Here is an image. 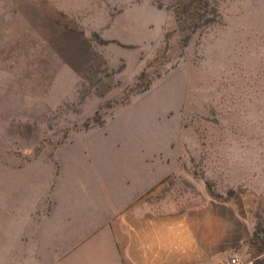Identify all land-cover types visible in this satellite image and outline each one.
Returning <instances> with one entry per match:
<instances>
[{
	"label": "rangeland",
	"instance_id": "1",
	"mask_svg": "<svg viewBox=\"0 0 264 264\" xmlns=\"http://www.w3.org/2000/svg\"><path fill=\"white\" fill-rule=\"evenodd\" d=\"M176 2L0 0V264L186 263L232 213L264 264V0Z\"/></svg>",
	"mask_w": 264,
	"mask_h": 264
},
{
	"label": "crops",
	"instance_id": "2",
	"mask_svg": "<svg viewBox=\"0 0 264 264\" xmlns=\"http://www.w3.org/2000/svg\"><path fill=\"white\" fill-rule=\"evenodd\" d=\"M232 209L233 207L230 208L231 212H233ZM203 214H205V212H203L202 215ZM230 216V218L236 222H232L234 223V225H232L234 228L232 227L233 235L231 239H223L220 237L219 239H215L213 236V229L208 224L209 221L206 215H203L201 218V225H196V227L193 225L177 227L176 230L179 231L175 232L176 236L174 237V241H177L181 245L183 236L189 235L191 245L188 253L191 255V260L190 262H183L182 256L187 255V253H181V248L174 249L178 250L179 254L177 253L178 256L175 257L173 264H219L228 253L235 250V246H233V244L237 243V241H243L246 238V234H244V220L239 221L236 219L234 213L230 214ZM216 240H218L219 243L215 245ZM144 254L145 252L142 250L143 258ZM131 256L134 257V254L132 253ZM150 257H152L154 261L149 262V264H165V261L163 260V252L159 251L156 255L152 254ZM222 262L221 264H223Z\"/></svg>",
	"mask_w": 264,
	"mask_h": 264
},
{
	"label": "trees",
	"instance_id": "3",
	"mask_svg": "<svg viewBox=\"0 0 264 264\" xmlns=\"http://www.w3.org/2000/svg\"><path fill=\"white\" fill-rule=\"evenodd\" d=\"M177 28L187 34V38L215 26L218 13L215 0H177L174 9Z\"/></svg>",
	"mask_w": 264,
	"mask_h": 264
},
{
	"label": "built area",
	"instance_id": "4",
	"mask_svg": "<svg viewBox=\"0 0 264 264\" xmlns=\"http://www.w3.org/2000/svg\"><path fill=\"white\" fill-rule=\"evenodd\" d=\"M225 264H251L240 259L237 255H231L227 258Z\"/></svg>",
	"mask_w": 264,
	"mask_h": 264
}]
</instances>
